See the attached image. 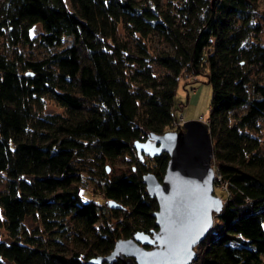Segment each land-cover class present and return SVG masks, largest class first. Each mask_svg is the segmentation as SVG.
Instances as JSON below:
<instances>
[{"label": "trees", "instance_id": "trees-1", "mask_svg": "<svg viewBox=\"0 0 264 264\" xmlns=\"http://www.w3.org/2000/svg\"><path fill=\"white\" fill-rule=\"evenodd\" d=\"M176 1L69 0V9L64 0H0V264H89L117 239L157 228V201L142 176L161 179L168 154L136 145L171 129L183 71L204 74L211 87L212 163L227 185L193 263L264 264L257 0ZM154 37L166 46L153 47ZM33 45L42 51L27 52ZM46 97L64 113L44 112ZM125 154L133 157L129 172L99 168L102 200L84 198L87 165ZM26 217L39 223L31 232Z\"/></svg>", "mask_w": 264, "mask_h": 264}, {"label": "water", "instance_id": "water-1", "mask_svg": "<svg viewBox=\"0 0 264 264\" xmlns=\"http://www.w3.org/2000/svg\"><path fill=\"white\" fill-rule=\"evenodd\" d=\"M136 148L149 156L168 154L161 179L152 172L142 176L148 194L157 201L153 212L157 228L151 233L137 230L117 239L110 253L93 257L88 263H111L119 258L123 264H190L196 258L195 247L213 227L224 204L214 193L208 125L189 119L179 130L149 134ZM105 205L121 207L112 199Z\"/></svg>", "mask_w": 264, "mask_h": 264}, {"label": "rangeland", "instance_id": "rangeland-1", "mask_svg": "<svg viewBox=\"0 0 264 264\" xmlns=\"http://www.w3.org/2000/svg\"><path fill=\"white\" fill-rule=\"evenodd\" d=\"M67 7L71 9V5L69 0H64ZM170 0H160L162 4H167V2ZM176 0H172V3H176ZM255 19L258 21L261 25V32L259 34V39L261 41L264 40V0H257V8L255 13ZM121 28V27H120ZM119 28V29H120ZM40 30V26L36 25L31 32V35H35L37 31ZM121 32V30H120ZM122 33V32H121ZM4 39L0 37V52L6 47L4 44ZM152 46L155 48H163L166 46L161 41H158V38L154 37ZM65 43H68L67 41ZM27 52H33V53H40L42 51V48L38 45H33L32 47L26 48ZM156 71H160L161 69L155 67ZM211 97V87L206 81V76L204 74H198V75H192L189 74L186 71H183L180 74L179 78V84L176 91V94L174 96V112H175V118H178L177 120L181 122L189 120V119H195V120H201L200 116L203 115L205 120L204 122L207 123L208 118V108H209V102ZM44 112L48 113H64L63 107H61L57 102L50 98H44ZM183 119V120H182ZM178 122V121H177ZM184 123V122H183ZM183 123L182 127L183 128ZM132 156L125 154L121 157H118L114 160L110 159H104L102 163L87 165L86 169L81 172L82 181L80 185L81 194L84 198L92 199L96 201H101V195H99V189L97 187L96 181H97V173L99 168L107 167L106 173L108 175L115 174V173H122V172H129L130 168L134 163H132ZM146 161V160H145ZM211 165L214 170V184L216 180V172H215V163H212L211 159ZM88 169H92L90 173H87ZM4 176V175H3ZM5 186V178L0 177V192L3 190ZM214 193L219 195L222 200L224 201V195L225 190L223 187H214ZM108 218L111 220V224L114 225L116 223V219L113 217L112 213L107 214ZM118 220V219H117ZM217 222V219L214 218V225L215 226ZM27 230L31 232V230L36 227V225H39L37 220H34L32 217H26L24 221ZM0 234L1 237H5L6 233L3 231L2 228H0ZM195 250L197 252V255L199 256L201 254V249L195 247ZM264 258V256H263ZM196 258L191 262H195ZM196 264V263H193Z\"/></svg>", "mask_w": 264, "mask_h": 264}, {"label": "built area", "instance_id": "built-area-1", "mask_svg": "<svg viewBox=\"0 0 264 264\" xmlns=\"http://www.w3.org/2000/svg\"><path fill=\"white\" fill-rule=\"evenodd\" d=\"M177 119H178V118H175V120L173 121V125H172V127H171L170 130H179V128L182 127V123H183L184 121L180 123V121L177 120ZM200 119H201L202 121L205 120V118H204L203 115L200 116ZM182 120H183V119H182ZM206 120H207V119H206ZM177 121H178V122H177ZM140 138H141V139H144V135L141 134V135H140ZM215 172H216V180H215L214 187H223L224 190L226 191V189H227L226 182H225L224 180H222V178H221L219 172L216 170V168H215Z\"/></svg>", "mask_w": 264, "mask_h": 264}]
</instances>
